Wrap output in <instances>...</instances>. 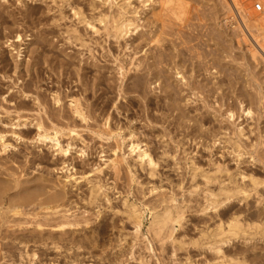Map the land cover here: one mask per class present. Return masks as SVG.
<instances>
[{
  "label": "rangeland",
  "instance_id": "1",
  "mask_svg": "<svg viewBox=\"0 0 264 264\" xmlns=\"http://www.w3.org/2000/svg\"><path fill=\"white\" fill-rule=\"evenodd\" d=\"M181 1L164 0V5L162 3L160 5L159 0H0V119L3 126L9 123L42 121L51 135H54L53 128L59 129L61 145L68 143L73 145L70 147L72 150L67 156L68 159L64 160L66 157L62 158L58 147L52 146L51 142L41 144L35 141L36 131L33 128L16 131L21 140L13 137L10 131L6 133L5 139L14 145L16 150L11 149L2 153L0 147V177L2 176L4 180L0 178V201L12 194L15 203L23 204L25 207L21 209L24 215L14 218L15 215L7 214L8 218L5 220L0 218V230H6L4 234L0 233V264H30L27 259L24 262L20 261L18 256L25 247L29 254L38 253L39 260L34 264H217L222 259L209 250L210 245L204 246L205 240L201 238L206 230H216L221 223L222 229H227L233 218L238 219L246 227L264 221L262 219L264 185L259 187L256 195V192L250 191L249 199L243 200L244 202H239L238 199L228 202L226 194L222 191L231 185L232 189L235 184L251 190L248 175L264 182V58H262L264 50H261L264 46V33L263 31L260 33L261 30L256 28L252 15H247L250 13L249 10L252 11L250 6L255 3L262 4L264 0ZM191 2L194 3L189 4ZM188 4L192 7H185L189 6ZM241 5L245 6L242 8L247 7V10L242 9ZM153 11L156 12V16ZM170 12L174 17L167 16ZM158 15L163 20H158ZM263 15L261 14L262 18ZM196 16L201 17L200 21ZM233 16H236L237 20H234ZM170 19L177 23H172ZM125 20L131 24L129 32L126 33L128 35H123L117 42L111 36L112 27ZM239 21L248 25V43L239 39L240 31L236 27L238 24L242 26ZM224 22L234 23L228 32L225 31L228 23L223 24ZM163 23H167V26ZM159 26H162V29ZM16 36H20L21 40L16 42ZM152 37L154 40L151 42L152 45L144 46ZM128 42L131 43L127 44ZM250 43L252 45L249 47L256 53L254 57L247 49ZM135 46L148 48L144 50L139 47L134 63L138 64L136 62L138 59L149 63L155 60L157 63L160 62L157 65L158 69H154L155 66L152 68L156 71L144 69L145 63L140 69L141 72L130 67L131 56L133 57L136 52ZM186 52L188 54H185ZM138 54L141 58L137 57ZM116 56L119 59L117 62L114 60ZM103 64L110 68L106 69ZM222 65L226 66L225 69ZM127 66L133 70L129 71L130 68ZM120 67H123V75ZM83 68L86 70L83 71ZM211 71L213 72L210 73ZM100 72L104 75H100ZM152 72H156L158 76ZM132 76L135 79L138 77L136 79L138 81ZM140 76L142 78H139ZM134 83H138L137 86L133 85ZM130 84L133 87H130ZM167 94H171V97ZM3 95L6 96L5 99ZM55 95H58L60 100L57 105ZM72 98L80 99L88 121L82 122L79 117L73 115L69 106ZM245 105L247 110L252 112L251 115L243 113ZM229 112L234 113V122L228 118ZM105 118H109L108 124L102 127L101 123L104 125ZM198 123L200 126L196 125ZM3 126L0 124V131ZM239 126L243 127L242 137H239L236 130ZM3 129L8 130L5 127ZM234 142L240 145V150L243 149L245 157L239 159L234 156L232 148ZM132 143L138 144L141 150L151 155L153 160L151 166L147 164L149 163L147 158L143 162L138 159L137 150L132 153L129 149ZM113 147L118 151L116 152ZM80 148L85 154L81 153ZM114 152L118 155L114 156ZM113 157L117 162L112 160ZM117 163L120 165L116 166ZM113 165L117 170L113 169ZM99 169L100 172L97 171ZM241 172L248 180L238 175ZM13 173L16 175L9 176ZM228 175L232 178L234 176L235 181H230ZM206 177L212 180L207 182ZM34 182L38 183V187L33 184ZM56 182L65 185L67 195L64 199L53 198L49 189H45V186L50 187L54 183L57 184ZM26 188L31 190L25 191ZM93 189H97L98 192L92 194ZM16 190L22 193H17ZM260 198L261 202L263 201L262 205ZM37 200L51 203V209L60 208L59 211L63 213L68 210L69 213L65 214L69 218L66 217L63 221L57 215L46 222L44 219L46 210L38 208ZM213 201L220 202L221 205L213 208L211 205ZM165 208L172 211L178 208L185 214L181 225L175 226L177 230L173 237L175 244L172 240H167L166 245H161L152 230L156 216L162 214ZM132 209L143 216L139 227L131 219ZM66 219L78 223V226L64 229L65 231L60 229L62 232L56 231L54 227L67 222ZM37 224L45 226L41 230L36 227ZM18 225L20 227H17ZM135 226L139 230L137 235ZM15 227L16 229H13ZM247 233L252 243L249 239H237L233 242L234 245L232 243L227 247L222 245L226 259L245 260L244 264H264V238L256 237L251 231ZM17 237H22L23 242L26 238L27 243L25 241L22 247L19 246L18 242L21 240L19 238L16 240ZM198 239L202 244L200 247L195 246ZM179 243H184L182 249L177 248L176 245ZM172 254L175 256L172 257ZM255 256L256 261L253 258Z\"/></svg>",
  "mask_w": 264,
  "mask_h": 264
},
{
  "label": "bare ground",
  "instance_id": "2",
  "mask_svg": "<svg viewBox=\"0 0 264 264\" xmlns=\"http://www.w3.org/2000/svg\"><path fill=\"white\" fill-rule=\"evenodd\" d=\"M167 1V0H166ZM175 1V0H174ZM177 1V0H176ZM181 1V0H180ZM188 1V0H187ZM187 1H185V2H187ZM197 1V0H196ZM233 1V0H232ZM231 1V2H232ZM244 1V0H243ZM247 1V0H246ZM159 2H160V5H161V3L164 5V0L161 2L160 0H159ZM182 2V1H181ZM184 2V3H185ZM189 2H190V0H189ZM216 2V1H215ZM239 2H242V1H239ZM260 2H261V0H260ZM166 3V2H165ZM183 3V4H184ZM192 3H194V2H191V3H189V4H192ZM247 3V2H246ZM264 1L262 2V4L261 3H255L253 6H250V8H252V11H250L249 9V11L248 12H250L249 14H247V15H249L250 16V14L252 15V19L254 20V25L256 26V28H258L259 30H261V32L260 33H262V31H263V33H264V18H262V16H261V14L263 15V13H264V9H263V6H264ZM73 4V3H72ZM71 4V5H72ZM173 4V3H172ZM175 4H177V3H175ZM188 4V5H189ZM222 4V3H221ZM249 4V3H248ZM257 4H259L260 6H262V11H257V9L255 8V6L257 5ZM194 5V4H193ZM206 5H208V3L206 4ZM210 5V4H209ZM252 5V4H251ZM168 6H170V5H168ZM168 6H167V8H168ZM191 5H189V6H185V7H190ZM226 6V5H225ZM230 6V5H229ZM228 6V7H229ZM234 6V5H233ZM242 6H244V5H241V8H242ZM247 6H249V5H247ZM163 7V6H162ZM165 7V6H164ZM163 7V8H164ZM171 7H172V5H171ZM192 7V6H191ZM206 7V6H205ZM245 7V6H244ZM242 8V9H246V8ZM163 8H161L162 10H165V9H163ZM172 8H174V6L172 7ZM178 8H180V7H178ZM184 8V7H183ZM182 8V9H183ZM188 8H186V9H188ZM169 9H170V7H169ZM169 9H168V11H169ZM186 9H184L185 11H186ZM225 9V8H224ZM226 9H229V8H226ZM74 10V9H73ZM234 10V9H233ZM243 10V11H244ZM247 10V9H246ZM245 10V11H246ZM160 12H161V10H159ZM178 11V10H177ZM176 11V12H177ZM183 11V10H182ZM184 11V12H185ZM189 11H190V9H189ZM120 12V11H119ZM166 12H167V9H166ZM179 12H181L180 10H179ZM184 12H183V14H184ZM208 12V11H207ZM239 12H240V10H239ZM153 13H154V11H153ZM156 13V12H155ZM155 13H154V15H155ZM158 13V12H157ZM163 13V15H165L164 14V12H162ZM161 13V14H162ZM175 13V12H174ZM189 13L190 12H188V15H189ZM226 13H228V12H226ZM225 13V14H226ZM229 13H231V11L229 12ZM245 13H247V12H245ZM142 14H144V13H142ZM160 14V13H159ZM168 15L167 16H172V15H170V14H172L171 12L170 13H167ZM175 14H177V13H175ZM182 14V15H183ZM185 14H186V12H185ZM185 14H184V17H185ZM202 14V13H201ZM206 14V13H205ZM242 14V13H241ZM258 14V15H257ZM58 15V14H57ZM187 15V14H186ZM224 15V14H223ZM229 15V14H228ZM233 15V14H232ZM231 15V16H232ZM235 15V14H234ZM238 15V14H237ZM2 16V15H1ZM141 16V15H140ZM156 16V15H155ZM160 15H158V17H157V19L159 20L160 19V17H159ZM166 16V15H165ZM227 16V15H226ZM248 16V17H249ZM259 16H261V17H259ZM172 17H174V16H172ZM171 17V18H172ZM180 17V16H179ZM184 17L183 18H181V19H184ZM196 17H198V16H196ZM221 17V16H220ZM234 17V16H233ZM236 17V16H235ZM235 17H234V20H237V18L235 19ZM237 17H239V15L237 16ZM244 17V16H243ZM247 17V18H248ZM255 17V18H254ZM263 17H264V15H263ZM147 18V17H146ZM155 18V17H154ZM134 19V18H133ZM156 19V18H155ZM155 19H152V20H155ZM162 20H163V18H161ZM160 19V20H161ZM166 19V18H165ZM175 19V18H174ZM191 19H192V17H191ZM197 19V18H196ZM198 19H199V21H200V19H201V17L199 16L198 17ZM206 19V18H205ZM212 19V18H211ZM210 19V20H211ZM233 19V18H232ZM52 20V19H51ZM144 20H146V19H144ZM148 20V19H147ZM149 20H150V18H149ZM158 20H157V22H158ZM168 20V19H167ZM167 20H164V21H167ZM185 20H188L187 18H185ZM243 20V19H242ZM136 21V20H135ZM156 21V20H155ZM170 21H171V19H170ZM215 21V20H214ZM225 21V20H224ZM248 22H250L249 20H247ZM152 22V21H151ZM163 22V21H162ZM162 22H161V24H162ZM172 22V21H171ZM174 23L176 22V21H173ZM172 22V23H173ZM190 22V21H189ZM201 22H202V20H201ZM223 22V21H222ZM236 22L237 21H235L234 23H235V25H236ZM252 22V21H251ZM165 23V22H164ZM163 23V25H166L167 23H169V21H167V23L166 24H164ZM177 23V22H176ZM227 24L228 22H224L223 24ZM234 23H232V24H234ZM238 23H242V26H241V24H238L236 27H237V29H238V31H240V37L241 38H239V39H241V41H243V42H245V43H248L249 41H248V36H247V28H248V25H246L245 23H243V22H241V21H239ZM88 24V23H87ZM139 24V23H138ZM171 24V23H170ZM188 24V23H187ZM231 23L229 24L228 23V25H227V29H225V31H227V30H229V28L230 29H232V27H233V25H232ZM85 25V24H84ZM101 25V24H100ZM131 24H130V21H128V20H125L124 22H121V23H116V25L115 26H113L112 28H113V34L111 35L113 38H115V40L118 42V40L121 38V37H123V35H125L127 32H129V30H128V28H129V26H130ZM143 25V24H142ZM153 25V24H152ZM198 25H199V23H198ZM253 25V26H254ZM50 26V25H49ZM145 26V25H144ZM167 26V25H166ZM184 26H185V23H184ZM189 26V25H188ZM219 26V25H218ZM221 26V25H220ZM52 27V26H51ZM107 27V26H106ZM158 27V26H157ZM159 27H161V29H162V26H159ZM170 27H172V26H170ZM183 26H181V28H182ZM222 27H224L223 25H222ZM224 27V28H225ZM53 28V27H52ZM99 28H100V26H99ZM180 28V27H179ZM191 28H194V27H191ZM201 28V27H200ZM138 29V28H137ZM165 29V28H164ZM163 29V30H164ZM170 29V28H169ZM174 29V28H173ZM199 29V28H198ZM202 29V28H201ZM200 29V30H201ZM216 29V28H215ZM142 30V29H141ZM208 30V29H207ZM206 30V31H207ZM234 31H235V28L233 29ZM136 31H138V30H136ZM136 31H134V32H136ZM153 31V30H152ZM156 31V30H155ZM158 31V30H157ZM178 31V30H177ZM185 31V30H184ZM187 31V30H186ZM185 31V32H186ZM193 31V30H192ZM196 31V30H195ZM237 31V30H236ZM138 32H140V30L138 31ZM146 32V31H145ZM182 32H183V30H182ZM218 32V31H217ZM228 32V31H227ZM133 33V32H132ZM159 33H161L160 31H159ZM164 33V32H163ZM166 33V32H165ZM168 33V32H167ZM181 33V32H180ZM188 33V32H187ZM197 33V32H196ZM203 33V32H202ZM207 33V32H206ZM19 34V33H18ZM137 34V33H136ZM147 35L149 34V33H146ZM151 34V33H150ZM156 34V33H155ZM154 34V35H155ZM158 34V33H157ZM162 34V33H161ZM215 34V33H214ZM222 33L220 32V35H221ZM237 34V33H236ZM42 35V34H41ZM85 35V34H84ZM128 34H126V36H127ZM131 35V34H130ZM143 35V34H142ZM142 35H140V36H142ZM145 35V34H144ZM109 36H110V33H109ZM139 36V37H140ZM159 36V35H158ZM157 36V37H158ZM264 36V35H263ZM262 36V37H263ZM45 37H46V35H45ZM44 37V38H45ZM130 37H132V36H130ZM129 37V38H130ZM144 37H146V35L144 36ZM161 37H163L162 35H161ZM160 37V38H161ZM165 37H167V36H165ZM179 37V36H178ZM181 37H182V35H181ZM211 37V36H210ZM16 42L17 41H20L21 39H20V36H16ZM44 38H43V40H44ZM97 38H99V37H97ZM136 38H137V36H136ZM154 38H155V36H154ZM169 38V37H168ZM41 39H42V37H41ZM125 39V38H124ZM133 39H135V38H132V40ZM166 39V38H165ZM170 39H171V37H170ZM181 38H179V40H180ZM199 39V38H198ZM237 39V38H236ZM42 40V41H43ZM45 40H46V38H45ZM48 40V39H47ZM129 40V39H128ZM136 40V39H135ZM139 40V39H138ZM151 40V39H150ZM161 40V39H160ZM172 40V39H171ZM175 40V39H174ZM173 40V41H174ZM263 40H264V38H263ZM122 41V40H121ZM141 41V40H140ZM154 40H153V37H152V40L150 41V42H148L146 45H144V46H148L149 44H151L152 45V43L151 42H153ZM163 41V40H162ZM181 41H182V39H181ZM188 41V40H187ZM260 41H262V40H260ZM15 42V41H14ZM49 42V41H48ZM100 42V41H99ZM124 42V41H123ZM132 42V41H131ZM130 42V43H131ZM144 42V41H143ZM146 42H147V40H146ZM157 42H158V40H157ZM169 42V41H168ZM178 42V41H177ZM197 42V41H196ZM237 42H239V40L237 39ZM97 43V42H96ZM101 43V42H100ZM129 42L127 43V44H130ZM138 43V42H137ZM166 43V42H165ZM202 43V42H201ZM258 43V42H257ZM47 43H45V45H46ZM49 44V43H48ZM102 44V43H101ZM101 44H100V46H101ZM164 44V43H163ZM180 44V43H179ZM184 44V43H183ZM193 44H194V42H193ZM206 44V43H205ZM259 44V43H258ZM263 44H264V42H263ZM10 45H12V44H10ZM40 45H43V44H40ZM135 44H133V46H134ZM139 44H137V46H138ZM151 45H149V46H151ZM161 45V44H160ZM186 45V44H185ZM252 44L250 43L249 45H248V47L249 46H251ZM106 46V45H105ZM109 46V45H108ZM125 46H126V43H125ZM130 46V45H129ZM182 46V45H181ZM204 46V45H203ZM202 46V47H203ZM247 46V45H246ZM41 47V46H40ZM44 47V46H43ZM90 47H91V45H90ZM93 47L94 46H92V48L91 49H93ZM118 47V46H117ZM123 47V46H122ZM131 47V46H130ZM136 47V46H135ZM139 47H141V49L143 48V46H139ZM139 47H136L135 49V54H134V56L132 57L131 56V60H132V62H131V65H130V63H129V65H130V67L132 66L133 67V69H135V70H138V71H140V69H141V67L144 65V63H145V66L143 67L144 69H146V70H148V71H150V70H154V69H156L157 68V65H158V63H160V62H158L157 63V61H153V62H151V63H149V62H144L143 61V59H138V60H136V62L138 63V64H135L134 63V60H135V58H136V54L139 52H137V50L139 49ZM180 47V46H179ZM183 47H184V45H183ZM195 47V46H194ZM254 47V46H253ZM106 48H108V47H106ZM116 48V47H115ZM129 48V47H128ZM146 48H148V47H146ZM146 48H143L144 50L146 49ZM160 48V47H159ZM182 48V47H181ZM212 48H213V46H212ZM255 48V47H254ZM150 49H152V48H150ZM169 49V48H168ZM177 49V48H176ZM179 49V48H178ZM192 49V48H191ZM247 49H249L250 50V55L251 54H253V57L256 55V53L254 52L255 50L252 48V47H249V48H247ZM260 49V48H259ZM264 50V46L263 47H261V50ZM41 50H42V48H41ZM44 50H45V48H44ZM43 50V51H44ZM53 50V49H52ZM133 50H134V48H133ZM144 50H143V52H144ZM147 50V49H146ZM154 50V49H153ZM158 50V49H157ZM174 50V49H173ZM182 50H184V49H182ZM187 50V49H186ZM248 50V51H249ZM262 50V51H263ZM91 51V50H90ZM105 51V50H104ZM107 51V50H106ZM128 51V50H127ZM142 51V50H141ZM150 52H152V50H149ZM198 51V50H197ZM227 51V50H226ZM21 52V51H20ZM94 52V51H93ZM109 52V51H108ZM116 52H117V50H116ZM130 52H132V50L130 51ZM156 52V51H155ZM158 52H159V50H158ZM184 52V51H183ZM188 52V51H187ZM185 53V54H188V53ZM192 52V51H191ZM211 52H213V51H211ZM258 52V51H257ZM92 53V52H91ZM113 53V52H112ZM121 53V52H120ZM127 53V52H126ZM165 53V52H164ZM168 53V52H167ZM179 53V52H178ZM197 53V52H196ZM201 53V52H200ZM209 53V52H208ZM219 53V52H218ZM249 53V52H248ZM260 53V52H259ZM152 54V53H151ZM150 54V55H151ZM195 54V53H194ZM198 54H199V52H198ZM217 54V53H216ZM154 55V54H153ZM156 55V54H155ZM179 55H181V53L179 54ZM190 55V54H189ZM204 55V54H203ZM257 55H258V53H257ZM262 54H260V56H261ZM115 56V55H114ZM118 56H119V54H118ZM128 56V55H127ZM142 56V55H141ZM156 56H158V54L156 55ZM156 56H154V57H152V56H150V57H152V58H156ZM182 56V55H181ZM192 57H193V55H191ZM234 56V55H233ZM51 57V56H50ZM137 57H140L139 56V54L137 55ZM160 57V56H159ZM158 57V58H159ZM176 57V56H175ZM186 56H184V58H185ZM223 57H224V54H223ZM251 57V56H250ZM141 58V57H140ZM143 58V57H142ZM152 58H150V59H152ZM197 58V57H196ZM258 58H260V57H258ZM262 58H264V57H262ZM262 58H261V60H262ZM149 59V58H148ZM162 59V58H161ZM181 59V58H180ZM185 59H187V58H185ZM201 59V58H200ZM115 62H117L119 59H118V57L116 56L115 57ZM157 60V59H156ZM221 60V59H220ZM227 60V59H226ZM253 60V59H252ZM5 61H7V60H5ZM60 61V60H59ZM151 61V60H150ZM184 61V60H183ZM210 61V60H209ZM217 61V60H216ZM239 61V60H238ZM264 61V60H263ZM162 62V61H161ZM195 62H197V60L195 61ZM241 62V61H240ZM38 63V62H37ZM40 63V62H39ZM57 63V62H56ZM105 63V62H104ZM124 63V62H123ZM199 63H201V62H199ZM258 63V62H257ZM92 64V63H91ZM98 63H96V65H97ZM119 64V63H118ZM180 64V63H179ZM36 65H38V64H36ZM172 65V64H171ZM184 65V64H183ZM190 65H191V63H190ZM219 65V64H218ZM257 65V64H256ZM4 66V65H3ZM100 66V68L102 67L101 65H99ZM107 66H108V64H107ZM114 66V65H113ZM113 66H111V67H113ZM155 66V68L154 69H152L153 67ZM198 66V65H197ZM196 66V67H197ZM217 66V65H216ZM231 66V65H230ZM235 67L237 66V65H234ZM2 67V66H1ZM37 68H38V66H36ZM94 66L92 65V68H93ZM97 67H98V65H97ZM103 67H105L106 68V66H105V64H103ZM128 67V66H127ZM130 67H128V68H130ZM201 67V66H200ZM221 67V66H220ZM222 67L224 68V67H226V66H223L222 65ZM85 68H87V70L89 69L88 67H85ZM105 68H103V70L105 69ZM107 68H110V66H108ZM106 68V69H107ZM127 68V69H128ZM142 68V69H143ZM180 68V67H179ZM190 68V67H189ZM211 68V67H210ZM223 68H222V71H223ZM263 68H264V66H263ZM30 69H32V68H30ZM40 69V68H39ZM97 69V68H96ZM132 68H130L129 69V71L130 70H133ZM158 69V68H157ZM171 69V68H170ZM182 69H184V68H182ZM204 69H205V67H204ZM221 69V68H220ZM225 69V68H224ZM227 69V68H226ZM233 69V68H232ZM240 69H242V68H240ZM84 70H86V69H84L83 68V71ZM102 70V71H103ZM109 70V69H108ZM107 70V71H108ZM119 70L120 71H122L121 72V74L123 75V67H120L119 68ZM181 70V69H180ZM238 70H239V68H238ZM99 71H100V69H99ZM99 71H96V72H99ZM129 71L127 72V73H129ZM154 71H156V70H154ZM162 71V70H161ZM208 71V70H207ZM234 71V70H233ZM16 72V71H15ZM37 72H38V69H37ZM37 72H36V74H37ZM40 72V71H39ZM87 72V71H86ZM141 72V71H140ZM145 72V71H144ZM166 72V71H165ZM183 72V71H182ZM213 71H211L210 73H212ZM238 72V71H237ZM41 73V72H40ZM103 73H104V71H103ZM107 73H110V72H107ZM115 73V72H114ZM118 73H119V71H118ZM138 73V72H137ZM137 73H135V74H137ZM153 73V72H152ZM155 73V74H154ZM153 74L154 75H157L156 74V72H154ZM200 73V72H199ZM220 73V72H219ZM239 73V72H238ZM241 73H242V71H241ZM100 75H104V74H102L101 72L99 73ZM141 74V73H140ZM139 74V75H140ZM196 74H197V72H196ZM217 74V73H216ZM85 75H87V74H85ZM130 75H131V73H130ZM132 75H134V74H132ZM138 75V74H137ZM145 75V74H144ZM152 75V74H151ZM153 75V76H154ZM161 75V74H160ZM180 75V74H179ZM190 75V74H189ZM188 75V76H189ZM239 75V74H238ZM40 76H41V74H40ZM40 76H39V78H40ZM150 76V75H149ZM158 76V75H157ZM212 76V75H211ZM240 76V75H239ZM101 77V76H100ZM133 77V76H132ZM144 77V76H143ZM146 77V76H145ZM156 77V76H155ZM166 77V76H165ZM38 78V79H39ZM129 78H131V77H129ZM134 78V77H133ZM133 78L131 79V80H133ZM139 78H142L141 76L139 77ZM147 78H148V73H147ZM150 78H151V76H150ZM191 78V77H190ZM84 79V78H83ZM102 79V78H101ZM101 79H99V80H101ZM108 79V78H107ZM135 79V78H134ZM136 79H138V77L136 78ZM135 79V80H136ZM180 79H182V77L180 78ZM193 79H194V77H193ZM238 79H239V77H238ZM44 80V79H43ZM98 80V81H99ZM106 79H104V81H105ZM130 80V81H131ZM141 80H143V79H141ZM140 80V81H141ZM149 80V79H148ZM98 81H96V83H98ZM136 81H138V80H136ZM150 81V80H149ZM101 82V81H100ZM142 83H143V81H141ZM141 82H140V84H141ZM153 82H154V80H153ZM156 82V81H155ZM198 82V81H197ZM196 82V83H197ZM110 83V82H109ZM99 84V83H98ZM97 84V85H98ZM108 84V83H107ZM106 84V85H107ZM138 84V83H137ZM137 84L136 83H134L133 85H135V86H137ZM144 84V83H143ZM168 84V83H167ZM211 84V83H210ZM133 85L131 86V84H130V87H133ZM187 85V84H186ZM196 85H198V84H196ZM28 86V85H27ZM126 86V85H125ZM194 86V85H193ZM96 88L97 87H99V86H95ZM106 87V86H105ZM107 87H108V85H107ZM129 87V86H128ZM197 87V86H196ZM27 88V87H26ZM25 88V89H26ZM164 88V87H163ZM177 88V87H176ZM207 88V87H206ZM100 89V88H99ZM103 89V88H102ZM109 89H111L112 90V88H109ZM170 89V88H169ZM209 89V88H208ZM48 90V89H47ZM95 90V89H94ZM58 91V90H57ZM110 91V90H109ZM165 91V90H164ZM174 91V89H172V92ZM6 92V91H5ZM55 92V91H54ZM73 92H75V91H73ZM137 92H138V90H137ZM167 92V91H166ZM56 93V92H55ZM58 93V92H57ZM117 93V92H116ZM120 93V92H119ZM129 93V92H128ZM169 93V92H168ZM3 94V93H2ZM99 94H101V93H99ZM172 94V93H171ZM171 94H167V96H170ZM179 94V93H178ZM118 95V94H117ZM173 95H175L174 94V92H173ZM25 96V95H24ZM27 96V95H26ZM52 96V95H51ZM9 97V96H8ZM99 97V100H100V95L98 96ZM97 97V98H98ZM171 97V96H170ZM175 97V96H174ZM3 98L5 99L6 98V96H4L3 95ZM61 98V97H60ZM80 98V97H79ZM96 98V99H97ZM40 99V98H39ZM81 99V98H80ZM80 99H78V98H72V100H70L71 102H70V107H71V111H72V113H73V115H75V116H77V117H79V119H81V121L83 120H87L88 121V119H86V116L87 115H85V112H84V110H83V108L81 107V103H80ZM2 100V99H1ZM29 100V99H28ZM35 100V99H34ZM54 100L56 101V105H57V103H59V97H58V95H55L54 96ZM53 100V101H54ZM170 100V99H169ZM5 101V100H4ZM173 101H174V99H173ZM33 102V101H32ZM97 102V101H96ZM172 102V101H171ZM243 102V101H242ZM46 103V102H45ZM44 103V104H45ZM239 103H241V102H239ZM261 103V102H260ZM3 104V103H2ZM31 104V103H30ZM116 104V103H115ZM245 104V103H244ZM37 105V104H36ZM84 105V104H83ZM110 105V104H109ZM240 105V104H239ZM18 106V105H17ZM1 107V106H0ZM38 107V106H37ZM46 107V106H45ZM48 107V106H47ZM113 107H114V105H113ZM230 107V106H229ZM228 107V108H229ZM244 106H242V108H243ZM245 107H246V105H245ZM109 108H110V106H109ZM112 108V107H111ZM117 108V107H116ZM70 109V108H69ZM86 109V108H85ZM249 109V108H248ZM5 110V109H4ZM28 110V109H27ZM236 110V109H235ZM47 111V110H46ZM117 111V110H116ZM227 111V110H226ZM232 111H233V109H232ZM242 111H243V113L244 114H247V115H251V111L250 110H247V107L245 108V109H242ZM10 113V112H9ZM210 113V112H209ZM208 113V114H209ZM109 114H111V113H109ZM228 114V113H227ZM226 114V115H227ZM72 115V114H71ZM108 115V114H107ZM237 115V114H236ZM50 116H52V115H50ZM54 118V117H53ZM58 118V117H57ZM228 118H230L231 119V121H233L234 122V113L232 112H229V114H228ZM12 119V118H11ZM15 119H16V117H15ZM19 119V118H18ZM38 119V118H37ZM59 119V118H58ZM63 119V118H62ZM77 119V118H76ZM108 119L109 118H105V123H104V125H102L103 123H101V126L103 127V126H107V124H108ZM180 119V118H179ZM191 119V118H190ZM202 119V118H201ZM201 119H200V121H201ZM9 120V119H8ZM32 120V119H31ZM56 120V119H55ZM67 120V119H66ZM196 120V119H195ZM198 120V119H197ZM16 121H17V119H16ZM15 121V122H16ZM25 121V120H24ZM29 121V120H28ZM73 121V120H72ZM82 121V122H83ZM104 121V120H103ZM110 121V120H109ZM192 121H194L193 120V118H192ZM230 121V122H231ZM10 122V121H9ZM21 122V121H20ZM42 122V121H41ZM41 122H36L35 121V123L34 122H26V123H14V124H11V123H9L8 125L7 124H4V126H3V123H2V120L0 119V124H1V126H3V127H5V128H8V130L6 129H3V127H2V131H0V147H1V152L2 153H5L6 151H9V150H11V149H15L16 147H13L14 145H11L9 142H7V140L5 139L6 138V133L7 132H11L12 133V135H14L13 137H17V139L18 140H21L17 135H16V131H18V130H23V129H26V130H30L31 128H33L35 131H36V134H35V141L36 142H39V143H41V144H44V143H50L51 142V144H52V146H56V147H58L57 149H58V151H59V153L62 155V158H65L64 160H66V159H68V155L71 153V150H72V148H70V147H72L73 145L72 144H70V143H68V144H66V145H61V143H60V138H59V134H60V131H59V129L58 130H55V128H53L54 129V135H51L49 132V129H47ZM69 122V121H68ZM199 122V121H198ZM203 122V121H202ZM6 123V122H5ZM44 123V122H43ZM73 123V122H72ZM194 123H195V121H194ZM74 124V123H73ZM54 125V124H53ZM196 125H199L200 126V124L198 123V124H196ZM109 126V125H108ZM116 126V125H115ZM113 127V126H112ZM105 128V127H104ZM107 128V127H106ZM110 128V127H109ZM119 128V127H118ZM202 128V127H201ZM223 128V127H222ZM10 129V130H9ZM103 129V128H102ZM101 129V130H102ZM120 129V128H119ZM195 129V128H194ZM220 130V129H219ZM225 130V129H224ZM237 130V132H238V135H239V137L241 136H243V127L242 126H239V128H237L236 129ZM104 131H105V129H104ZM118 131V130H117ZM191 131H192V129H191ZM197 131V130H196ZM199 132V131H198ZM206 132V131H205ZM225 132H227L226 130H225ZM232 132V131H231ZM27 133V132H26ZM29 133H30V131H29ZM35 133V132H34ZM34 133H33V135H34ZM70 133H71V131H70ZM108 133V132H107ZM224 133V132H223ZM228 133V132H227ZM65 134V133H64ZM113 134V133H112ZM245 134V133H244ZM132 135V134H131ZM197 135V134H196ZM203 135V134H202ZM202 135H200V136H202ZM213 135V134H212ZM9 136V135H8ZM23 136V135H22ZM130 136V135H129ZM134 137V136H133ZM198 137V136H197ZM130 138V137H129ZM9 139V138H8ZM73 139V138H72ZM107 139V138H106ZM131 139H132V137H131ZM136 141V140H135ZM180 142V141H179ZM227 142V141H226ZM140 143V142H139ZM230 144V143H229ZM209 145V144H208ZM116 146V145H115ZM210 146V145H209ZM128 147H129V145H128ZM145 147H147V145L145 146ZM114 148V147H113ZM116 148H117V146H116ZM233 153L235 154L234 156H236L237 158H242V156H244V154L242 153L243 151V149L242 150H240L241 149V147H240V145L237 143V142H234L233 143ZM115 149V148H114ZM130 150H132V153L133 152H135L136 150H137V155H138V159H140L142 162H143V160L144 159H148L147 161L149 162V163H147L148 165L150 164V166L153 164V160L151 159V155L149 156L148 155V153L145 151V150H141V148L139 147V145L138 144H134V143H132V144H130V148H129ZM16 150V149H15ZM80 150L82 151L81 153L82 154H85V151H83V149H81L80 148ZM116 150V149H115ZM147 150V149H146ZM114 151V150H113ZM118 150H116V152H117ZM165 151V150H164ZM231 151H232V149H231ZM14 152V151H13ZM16 152V151H15ZM116 152H114L115 153V155L114 156H117L118 154L116 153ZM130 152V151H129ZM149 152V151H148ZM113 153V152H112ZM165 153V152H164ZM211 153V152H210ZM13 154H15V153H13ZM117 154V155H116ZM18 155V154H17ZM164 155V154H163ZM156 157V156H155ZM186 157H187V155H186ZM245 157V156H244ZM117 158V157H116ZM159 158V157H158ZM163 158V157H162ZM115 160V157H113L112 158V160ZM118 159V158H117ZM121 159H122V157H121ZM15 160V159H14ZM45 160V159H44ZM43 160V161H44ZM113 160V161H114ZM236 160V159H235ZM18 161V160H17ZM118 161H119V159H118ZM157 161H158V159H157ZM156 161V162H157ZM240 161V160H239ZM9 162V161H8ZM11 162V161H10ZM115 162H117L116 160H115ZM141 162V163H142ZM160 162V161H159ZM165 162V161H164ZM114 163V162H113ZM120 163V162H119ZM119 163H117L116 164V166H119L120 164ZM126 163V162H125ZM146 163V162H145ZM162 163V162H161ZM237 163V162H236ZM239 163H241V162H239ZM63 164L65 165L66 164V162L64 161L63 162ZM110 164V163H109ZM115 164V163H114ZM119 164V165H118ZM128 164V163H127ZM130 164V163H129ZM128 164V165H129ZM166 164V163H165ZM110 165H112V163L110 164ZM156 165V164H155ZM3 166V165H2ZM116 166H114L113 165V169H115L116 168ZM160 166H161V164H160ZM167 166V165H166ZM219 166H221V165H219ZM237 166V165H236ZM115 167V168H114ZM240 167V166H239ZM98 168V167H97ZM96 168V169H97ZM119 168V167H118ZM155 168V167H154ZM195 168V167H194ZM218 168V167H217ZM241 168V167H240ZM6 169V168H5ZM235 169V168H234ZM245 169V168H244ZM101 170H103V168L101 167ZM115 170H117V169H115ZM120 170V169H119ZM97 171H99L100 172V169L99 170H97ZM215 171H217V170H215ZM221 171V170H220ZM224 171V170H223ZM17 172V171H16ZM22 172V171H21ZM24 172V171H23ZM233 172H234V170H233ZM238 172H239V170H238ZM253 172V171H252ZM96 173H98V172H96ZM118 173V171L116 172V174ZM197 173V172H196ZM237 173V172H236ZM254 173V172H253ZM115 174V173H114ZM225 174V173H224ZM252 174V173H251ZM15 176L16 174L15 173H13V174H10L9 176ZM157 175V174H156ZM209 175V174H208ZM217 175V174H216ZM235 175V174H234ZM238 175H240L242 178H247L246 176H244L243 174H242V172H241V174H238ZM206 176V175H205ZM212 176V175H211ZM229 176V178H230V181H232V182H234L235 181V179H234V176H233V178L231 177V175H228ZM17 177V176H16ZM239 177V176H238ZM1 179H2V176L0 177ZM20 178V177H19ZM167 178V177H166ZM169 178V177H168ZM248 178H249V184L251 185L250 187H251V190H247V189H245V188H243L242 186H240L239 187V185H237V184H235V186L231 189V186H230V188H226V189H224V190H222V191H224V193L226 194V201H232L233 199H238V201L240 202V201H243V200H246L247 198L249 199V196H250V191H253V192H256L255 193V195L257 194V191H258V189H259V187L261 186H263L264 185V182H262V181H260V180H258L257 178H254L252 175H248ZM0 179V180H1ZM48 179V178H47ZM72 179V178H71ZM3 180V179H2ZM37 180V179H36ZM49 180V179H48ZM70 180V179H69ZM212 179L210 178V177H206V181L207 182H210ZM246 180H248V179H246ZM4 181V180H3ZM5 181H6V179H5ZM220 181V180H219ZM244 181V180H243ZM36 182H38V181H36ZM36 182H34L33 184H35ZM79 182V181H78ZM100 182H102V181H100ZM19 183H21V182H19ZM23 183V182H22ZM27 182H25V184H26ZM31 185H32V183L31 182H29ZM57 184H53L52 186H50V187H48V186H45V189L47 188V189H49V192L50 193H52L53 194V198H61V199H64L66 196L65 195H67V191H66V189H65V185H63L61 182H56ZM89 183V182H88ZM239 183V182H238ZM9 183H7V185H8ZM24 184V185H25ZM28 184V183H27ZM38 184V183H37ZM37 184H35L36 186H37ZM45 184V183H44ZM98 184V183H97ZM10 185V184H9ZM17 186L19 185V184H16ZM39 185H40V183H39ZM241 185V184H240ZM11 186L13 187V183L11 184ZM15 186V185H14ZM26 186H28V185H26ZM30 186V185H29ZM28 186V187H29ZM67 186V185H66ZM227 186V185H226ZM16 187V186H15ZM23 187V185L21 186V188ZM27 187V188H28ZM38 187V186H37ZM108 187V186H107ZM154 187V186H153ZM26 188V190L25 191H27L28 189ZM33 188V187H32ZM36 188V187H35ZM25 188H23V190H24ZM46 189V190H47ZM154 189V188H153ZM152 189V190H153ZM264 189V188H263ZM12 190V189H11ZM18 190L20 191L21 189L20 188H18ZM31 190V188L28 190V191H30ZM43 190V189H42ZM106 190V189H105ZM110 190V189H109ZM19 191H17L16 190V192L18 193ZM151 191V190H150ZM154 191V190H153ZM260 191V190H259ZM14 192V191H13ZM44 192H46V191H44ZM98 192V190L96 189H93L92 190V194H96ZM253 192H251V193H253ZM19 193H22V192H19ZM25 193V192H24ZM31 193V192H30ZM47 193H48V191H47ZM50 193H48V194H50ZM102 193V192H101ZM104 193V192H103ZM8 194H10V193H8ZM14 194V193H13ZM32 194V193H31ZM90 194V193H89ZM99 194H100V192H99ZM17 195V194H16ZM20 195V194H19ZM106 195V194H105ZM242 195V196H241ZM252 195V194H251ZM259 195V194H258ZM261 195V194H260ZM14 197V195H12L11 194V196H9V198H7V199H5V200H2V201H0V218L2 219V220H5V218H8V216H7V214H9V215H11V216H14V218H16V216H18V215H24V213L21 211V209H23L25 206L22 204H16L15 203V200L13 199V197ZM50 196V195H49ZM23 197V196H22ZM44 197H46V195L44 196ZM97 197V196H96ZM104 197V196H103ZM209 197H210V195H209ZM41 198H43V197H41ZM51 198V197H50ZM102 198V197H101ZM212 198V197H211ZM256 198V197H255ZM29 199V198H28ZM38 199H40V198H38ZM209 199V198H208ZM88 200H90V199H88ZM96 200V199H95ZM105 200V199H104ZM110 200V199H109ZM35 201V200H34ZM38 201V200H37ZM72 201V200H71ZM91 201V200H90ZM103 201V200H102ZM220 201V200H219ZM33 202V201H32ZM174 202V201H173ZM222 202V201H221ZM227 202V204H229ZM244 202V201H243ZM260 202H261V198H260ZM263 202V201H262ZM262 202H261V205H262ZM70 203V202H69ZM162 203V202H161ZM168 203V202H167ZM220 202H218V203H216V202H212V207L213 208H217L218 206H220L221 205V203L219 204ZM226 203V202H225ZM235 203V202H234ZM238 203V202H237ZM236 203V204H237ZM30 204V203H29ZM37 204V203H36ZM51 204V203H50ZM50 204H48L46 201H38V208L40 209H43L44 208V210H46L47 211V213H46V211H45V213L44 214H46V216L44 217V219L46 220V222H47V220H52L53 218H56V216L57 215H59L58 217H61L62 219H63V221H65L64 220V218H66L67 217V215L65 214L66 212H68V210L67 211H65L64 213L63 212H61V211H59V209L57 210V209H51L50 208ZM57 204V203H56ZM61 204H63V203H61ZM107 204H108V202H107ZM250 204H251V201H250ZM260 204V203H259ZM35 205V204H34ZM33 205V206H34ZM55 205V204H54ZM164 205V204H163ZM206 205V204H205ZM209 205V204H208ZM231 205V204H230ZM61 206V205H60ZM77 206V205H76ZM101 206V205H100ZM155 206V205H154ZM159 206V205H158ZM248 206V205H247ZM257 206V205H256ZM260 206V205H259ZM26 207H29V206H27L26 205ZM36 207V206H35ZM177 207V206H176ZM248 207H250V206H248ZM262 207V206H261ZM62 208V207H61ZM70 208V207H69ZM130 208V207H129ZM185 208V207H184ZM203 208V207H202ZM255 208V207H254ZM257 208V207H256ZM255 208V209H256ZM128 209V208H127ZM157 209V208H156ZM259 209H260V207H259ZM262 209V208H261ZM260 209V210H261ZM50 210V211H49ZM153 210V209H152ZM159 210V209H158ZM206 209L204 208V211H205ZM241 210V209H240ZM263 210V209H262ZM63 211V210H62ZM127 211V210H126ZM234 211V210H233ZM251 212H252V210H250ZM257 211V210H256ZM259 211V210H258ZM29 212V211H28ZM40 212H42V210L40 211ZM120 212V211H119ZM129 212V211H128ZM155 212V211H154ZM173 212H174V214H173ZM203 212V211H202ZM246 212H248V211H246ZM27 213V212H26ZM31 213V212H30ZM36 213V212H35ZM69 213V212H68ZM71 213V212H70ZM230 213H232V212H230ZM261 213V212H260ZM32 214V213H31ZM34 214V213H33ZM40 214H42V213H40ZM129 214V213H128ZM244 214V213H243ZM242 214V215H243ZM259 214V213H258ZM35 215V214H34ZM74 215V214H73ZM72 215V216H73ZM99 215V214H98ZM130 215H131V219L134 221V223L139 227V225H140V222H141V213H138L135 209H132L131 210V212H130ZM184 212H183V210H179L178 208H176L175 209V211H172L171 209H169V208H165L164 210H163V212H162V214H160V215H157L156 216V221L153 223V226H152V230L155 232V236H156V238H157V240L159 241V242H161L162 244L161 245H164L165 244V242L167 241V240H172V243H174L175 242V239L173 238L174 237V234H175V232L177 231L176 230V228H175V226L176 225H181V223H182V221H183V219H184ZM257 215V214H256ZM27 217H29L28 215H26ZM222 216V215H221ZM41 217V216H40ZM39 217V218H40ZM73 217H75V216H73ZM143 217V216H142ZM243 217V216H242ZM20 218V217H19ZM60 218V219H61ZM67 218H69V217H67ZM98 218V217H97ZM36 219H37V216H36ZM76 219V218H75ZM219 219V218H218ZM247 219V218H246ZM262 219L264 220V215L262 216ZM22 220V219H21ZM35 220V219H34ZM43 220V219H42ZM67 220V219H66ZM69 220V219H68ZM67 220V222H63V223H61V224H59L57 227H54V229L57 231V230H60V229H66V230H68L67 228H75V227H77L78 226V223H73V222H69ZM71 220V219H70ZM72 220H74V219H72ZM56 221H58V220H56ZM62 221V220H61ZM41 222V221H40ZM48 222H50V221H48ZM53 222V221H52ZM55 222V221H54ZM222 222V221H221ZM220 222V223H221ZM224 222V221H223ZM258 222V221H257ZM223 223H221L220 224V226L218 227V228H216V230H213V231H205L202 235H201V238H203V240H205V242H203V244H204V246H209V250L213 253V252H215L216 253V257H219V258H221L222 260H221V262L220 263H217V264H244V261L245 260H234V259H236V258H230L229 260L228 259H226V255L224 254V251H223V248L224 247H227L228 245H231V243L233 244V242L234 241H236L237 239H249L248 237V235H249V233H247V231H251V233H254V235H256V237L257 236H261V238H264V221L262 222V221H260V223L259 224H257L256 223V225H249V226H244V225H242L240 222H239V220L238 219H236V218H233L232 219V221H230L229 223H228V226H227V229H222V225ZM246 224V223H245ZM251 224V223H250ZM4 224H2V226H3ZM217 225V224H216ZM227 225V224H226ZM7 226H8V224H7ZM22 226V225H21ZM43 226H45V225H43ZM43 226H41V224H37V228L38 229H43ZM46 226H48V225H46ZM56 226V225H55ZM218 226V225H217ZM17 227H20L19 225L17 226ZM23 227V226H22ZM136 227V226H135ZM138 227H136V235H137V233H138ZM179 227V226H178ZM225 227V226H224ZM24 228V227H23ZM50 228V227H49ZM48 228V229H49ZM79 228V227H78ZM77 228V229H78ZM215 228V227H214ZM13 229H16V227L15 228H13ZM12 229V230H13ZM52 229V228H51ZM168 229V230H167ZM18 230V229H17ZM44 230H45V227H44ZM47 230V229H46ZM62 230V231H63ZM76 230V229H75ZM6 230H0V233L1 234H4V232H5ZM9 231V230H8ZM16 231V230H15ZM19 231V230H18ZM61 231V230H60ZM61 231V232H62ZM65 231V230H64ZM14 232V231H13ZM150 232V231H149ZM6 234V233H5ZM24 234V233H23ZM26 234V233H25ZM24 234V235H25ZM28 234V233H27ZM151 234V233H150ZM22 235V234H21ZM23 235V236H24ZM71 235V234H70ZM29 236V235H28ZM91 237V236H90ZM254 237V236H253ZM255 237V238H256ZM15 238V237H14ZM13 238V239H14ZM19 237H17V239L16 240H21V241H17L18 242V245L19 246H21V245H23V243H25V241H26V243H27V240H26V238H24L25 239V241L23 242V239H21L22 237H20L19 239H18ZM35 238V237H34ZM136 238V237H135ZM134 238V239H135ZM200 238V239H201ZM32 239V238H31ZM30 239V240H31ZM50 239V238H49ZM90 239V238H89ZM137 239V238H136ZM135 239V240H136ZM200 239H198V240H196V242H195V246H197V247H200V246H202V244L200 243L201 241H200ZM254 239V238H253ZM28 240H29V238H28ZM33 241H35L34 239H32ZM37 240V239H36ZM47 240V239H46ZM122 240V239H121ZM138 240V239H137ZM152 240H153V238H152ZM250 241H251V238L249 239ZM14 241V240H13ZM33 241H31V242H33ZM39 242H40V239L38 240ZM49 241V240H48ZM249 241V242H250ZM16 242V241H15ZM54 242V241H53ZM253 241H251V243H252ZM176 243V242H175ZM174 243V244H175ZM40 244H42L41 242H40ZM134 244V243H133ZM132 244V245H133ZM147 244V243H146ZM173 244V245H174ZM15 245V244H14ZM27 245V244H26ZM46 245V244H45ZM166 245V244H165ZM222 245L224 246V247H222ZM234 245V244H233ZM16 246V245H15ZM149 246V245H148ZM160 246V245H159ZM177 246V248L179 247V248H181L182 249V247L184 246V243H179L178 245H176ZM175 246V247H176ZM22 247V246H21ZM133 247V246H132ZM145 247V246H144ZM173 247V246H172ZM235 247H237V246H235ZM235 247H233L232 248V250H234V248ZM146 248V247H145ZM174 248V247H173ZM22 249V248H21ZM25 249H26V247H25ZM25 249L24 250H22L21 252H20V254L18 255L19 257H20V261H25L26 259H27V261H29V263L30 264H34V262L36 261H38L39 260V256H38V253H32V254H29L28 252H26L25 251ZM19 250H20V247H19ZM144 250V249H143ZM148 250H149V247H148ZM231 250V251H232ZM139 251V250H138ZM137 251V252H138ZM151 251V250H150ZM174 251V250H173ZM250 251V250H249ZM252 251V250H251ZM176 252V251H175ZM236 253H237V251H235ZM256 252V251H255ZM122 253H123V251H122ZM140 253V252H139ZM173 253V252H172ZM176 255H177V253H175ZM239 254V253H238ZM252 255H253V253H251ZM250 254V255H251ZM255 254V253H254ZM257 254H260V253H257ZM256 254V255H257ZM262 254V253H261ZM173 255L174 254H172V257H173ZM214 255V254H213ZM249 255V254H248ZM175 256V255H174ZM241 256V255H240ZM258 256V255H257ZM263 256V255H262ZM247 257V256H246ZM250 256H248V258H249ZM256 257V256H255ZM255 257H253L254 258V260L255 259H257V257L255 258ZM3 258H5V256L3 257ZM144 258V257H143ZM215 258V257H214ZM239 258V257H238ZM141 259H142V256H141ZM264 259V258H263ZM3 260V259H2ZM120 260V259H119ZM122 260V259H121ZM140 260V259H139ZM258 260H260L259 259V257H258ZM144 261V260H143ZM256 261V260H255ZM147 262V261H146ZM215 262H217V261H215ZM218 262H219V260H218ZM118 263V262H117ZM124 263V262H123ZM145 263V262H144ZM258 263V262H257ZM193 264V263H192ZM206 264V263H205ZM210 264V263H209Z\"/></svg>",
  "mask_w": 264,
  "mask_h": 264
},
{
  "label": "built area",
  "instance_id": "3",
  "mask_svg": "<svg viewBox=\"0 0 264 264\" xmlns=\"http://www.w3.org/2000/svg\"><path fill=\"white\" fill-rule=\"evenodd\" d=\"M255 8L257 9V11H262V6H260L259 4H257Z\"/></svg>",
  "mask_w": 264,
  "mask_h": 264
}]
</instances>
